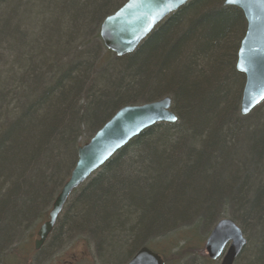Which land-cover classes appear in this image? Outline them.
<instances>
[{
    "label": "trees",
    "instance_id": "obj_1",
    "mask_svg": "<svg viewBox=\"0 0 264 264\" xmlns=\"http://www.w3.org/2000/svg\"><path fill=\"white\" fill-rule=\"evenodd\" d=\"M126 1L0 0V264H45L31 242L77 149L119 109L165 97L177 122L143 131L73 191L49 243L94 240L105 264L136 246L179 262L228 217L250 248L238 264H264V101L240 115L241 11L191 0L118 58L99 29Z\"/></svg>",
    "mask_w": 264,
    "mask_h": 264
},
{
    "label": "water",
    "instance_id": "obj_2",
    "mask_svg": "<svg viewBox=\"0 0 264 264\" xmlns=\"http://www.w3.org/2000/svg\"><path fill=\"white\" fill-rule=\"evenodd\" d=\"M190 1L127 0L102 21L99 37L103 47L118 58L132 54L155 27ZM223 5L239 9L246 23L235 65L245 79L240 102V114L244 117L264 101V0H225ZM170 109L169 98L125 106L87 144L77 149L76 166L52 204L49 221L37 232L35 251L46 241L73 191L143 131L157 123H176ZM245 245L241 229L233 221L222 220L207 238L205 251L212 261L223 255L220 264H233ZM127 264H163V261L159 255L142 247Z\"/></svg>",
    "mask_w": 264,
    "mask_h": 264
},
{
    "label": "rangeland",
    "instance_id": "obj_3",
    "mask_svg": "<svg viewBox=\"0 0 264 264\" xmlns=\"http://www.w3.org/2000/svg\"><path fill=\"white\" fill-rule=\"evenodd\" d=\"M63 213H61L59 217H62ZM62 232H65V230L63 229ZM203 233L204 232H201V234L199 235L200 238L203 237ZM82 237H84V235ZM51 239L52 238L47 239L45 243L41 246V248L38 251H36V253L40 251L47 255L43 262L45 264H105V263H102L101 261L104 259L103 254L102 255L100 254L101 256V259H100V257L98 256L99 254L92 247H89V246L87 247L81 240L80 241L73 240L69 244H67V237H66L65 240L63 238L65 246L63 244L61 247H59L58 242L53 243L54 245L50 244L49 241ZM34 240H35V237L33 238L31 242L32 248L34 247ZM201 241L202 243L200 245H201V250H203V252L194 251V255L192 254V255L186 256L179 262L178 260L180 259L181 255L179 253L178 254L176 253L175 255H173L174 252H171L170 256L166 257V260H164V264H188L191 261L193 262V264H203L202 258L204 257L202 256V254L203 253L205 254L204 247H203L205 237H203ZM158 245L159 243L155 242V244L151 245V247L152 248L155 247L157 250L162 251L163 246L162 245L158 246ZM246 247L242 251L243 253L245 251L248 252V250L250 249L249 247L248 249ZM125 262L127 263V261ZM126 263H122V264H126ZM211 263L219 264L215 262L214 263L211 262ZM235 264H238V261Z\"/></svg>",
    "mask_w": 264,
    "mask_h": 264
},
{
    "label": "bare ground",
    "instance_id": "obj_4",
    "mask_svg": "<svg viewBox=\"0 0 264 264\" xmlns=\"http://www.w3.org/2000/svg\"><path fill=\"white\" fill-rule=\"evenodd\" d=\"M155 28H156V27H155ZM155 28H154V29H155ZM154 29H153V30H154ZM152 32H153V31H152ZM152 32H151V33H152ZM151 33H150V34H151ZM150 34H149V35H150ZM149 35H148V36H149ZM148 36H147V37H148ZM165 98H169V97H165ZM163 99H164V98H163ZM169 99H170V98H169ZM160 100H161V99H160ZM170 100H171V99H170ZM143 104H145V103H143ZM261 104H262V103H261ZM139 105H142V104H139ZM130 106H135V105H130ZM170 110H171V109H170ZM171 112H172V111H171ZM115 114H116V113H115ZM115 114H114V115H115ZM114 115H113V116H114ZM173 115H174V114H173ZM240 115H241V114H240ZM113 116H112V117H113ZM174 116H175V115H174ZM241 116H242V115H241ZM112 117H111V118H112ZM175 117H176V116H175ZM176 120H177V118H176ZM176 122H177V121H176ZM157 124H160V123H157ZM157 124H155V125H157ZM155 125H154V126H155ZM92 138H93V136H92L90 139H88L87 142H85L83 145L87 144ZM81 146H82V145H81ZM75 166H76V164L74 165V167H73V169H72V171H71V173H70V176H71V174H72V172H73ZM99 172H100V169H98L95 173L97 174V173H99ZM95 173H93V174H92V175H91V176L85 181V183H86L87 181H89V180L93 177V175H94ZM70 176H69L68 180L70 179ZM68 180L65 182V184L68 182ZM65 184H64V185H65ZM64 185H63V186H64ZM62 188H63V187H62ZM62 188H61V190H62ZM61 190H60V192H61ZM60 192L57 194V196L60 194ZM57 196H56V198H57ZM56 198H55V199H56ZM54 201H55V200H54ZM66 202H67V201H66ZM65 204H66V203H65ZM74 205H78V204L73 202V206H74ZM64 206H65V205H64ZM61 212H62V211H61ZM49 214H50V211H49V213H48V217H47V219H46L42 224H44V223H46V222L49 221ZM60 214H61V213H60ZM60 214H59V215H60ZM58 217H59V216H58ZM56 220H57V219H56ZM222 220H230V221H233L232 219H230V218H228V217H221V218L215 220V222L212 224V226H211V228H210V231H208V233H206V234H203V237H205V241H204V244H203V245H204V246H203V247H204V251H205V244H206V240H207V238L211 235V233H212V231H213V228H215V227L217 226V224H218L220 221H222ZM233 222H234V221H233ZM234 223H235V222H234ZM42 224H41V225H42ZM235 224H236V223H235ZM41 225H40V226H41ZM236 225H237V224H236ZM40 226L37 228V230H36L37 232H38ZM237 226H238V225H237ZM37 232H36V233L34 232V233H35V240L38 239V237H37ZM51 232H52V231H51ZM49 235H50V234H49ZM48 237H49V236H48ZM48 237H47V238H48ZM46 240H47V239H46ZM201 243H202V241H201ZM201 243H200V244H201ZM91 247H92L95 251H97V249H96V247H97V242L93 240V243H92V246H91ZM245 247H246V246H245ZM245 247L242 249V251L245 249ZM139 250H140V247H137V246L134 247V248L131 250V251H132L131 255H130L125 261H127V262L130 261L133 257H135L136 253H137ZM242 251H241V253H242ZM241 253H240V254H241ZM205 254H206L207 258H208V255H207L206 251H205ZM240 254L235 258L233 264H235V263L237 262V260H238V258H239V256H240ZM222 257H223V255H221L218 259H216V260H214V261L210 260L209 258H208V260H209L210 262H213V263L215 262V263H219V264H220L221 261H222V259H223ZM162 261H163V259H162ZM125 263H126V262H125ZM192 264H193V263H192Z\"/></svg>",
    "mask_w": 264,
    "mask_h": 264
}]
</instances>
